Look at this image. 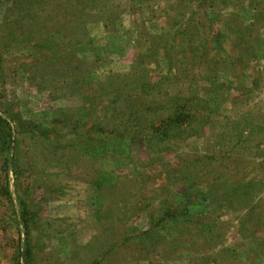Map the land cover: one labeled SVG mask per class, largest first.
<instances>
[{"label":"rangeland","instance_id":"rangeland-1","mask_svg":"<svg viewBox=\"0 0 264 264\" xmlns=\"http://www.w3.org/2000/svg\"><path fill=\"white\" fill-rule=\"evenodd\" d=\"M132 97L185 127L155 148L102 133ZM0 116V264L19 196L35 264H264V0H0ZM166 200L181 232L156 228Z\"/></svg>","mask_w":264,"mask_h":264},{"label":"trees","instance_id":"trees-1","mask_svg":"<svg viewBox=\"0 0 264 264\" xmlns=\"http://www.w3.org/2000/svg\"><path fill=\"white\" fill-rule=\"evenodd\" d=\"M216 43L220 46V43L218 42ZM119 92L122 91H118L115 93L116 99H119L121 96L124 95V94H118ZM133 98L134 97H132V99ZM126 99L128 98H123V100ZM131 102L132 104L128 106L127 108L128 111L125 113V116L123 117V120L119 125V128H116V126L105 124V126L102 127L100 131H102V133L107 132L109 134H113L119 140L128 139L130 141H138L140 139H143L145 144L155 148L157 147L156 145H160L161 143H164L166 140L179 134L182 128L185 127L184 117L188 118L189 116V114H186V112H184L185 111L184 107H182V109H179L178 107L175 106L174 115L161 118L160 120L153 118L148 120L144 116V112L146 109H148V106L142 105V103H139V100L137 99H133L131 100ZM108 113H109V109L104 110L105 116ZM99 124L100 126L102 125L101 122ZM131 125L135 126V128L132 131L131 128L127 127ZM13 132L14 130L11 127L9 121L6 118H2V116H0V154H1V159L3 155L4 163L7 166H9L11 159L10 150L13 143ZM42 134L44 136H47L45 132H42ZM14 142H16V140H14ZM15 156L16 157H14L13 174L16 185H18L17 180L19 179L21 173L19 172L17 162H15V160L17 159V152ZM5 177H7V175ZM250 183L251 182H248L247 184L245 183L243 187L246 188V186ZM239 188L240 186L238 184L237 190H239ZM2 193L5 195L7 199H9V201H11L9 183H7V185H5L3 188H2V183H0L1 198H2ZM211 196L213 197L212 194ZM18 202H19L18 210L17 211L15 210V214H17L15 225L19 233L20 234L24 233L25 237L23 239V243H22L23 245L18 249V251L14 255V260L16 264H35V258L33 253L34 247L32 244L31 231L37 223L38 205L33 204V200L30 201L21 196H19ZM164 203H166V205L163 207L161 216L159 217V223L156 224V228L160 226L158 229L159 232L166 229L168 225V229L170 230V232L178 233L183 230L185 223H191L193 221V217L190 214L188 206L180 207L174 205L170 200H166ZM18 215H19V220H18ZM196 222H197L196 224L199 227H204V223L202 221H196ZM20 226H22V228ZM213 226L214 224H212V226L209 225L208 227L212 228ZM159 235L155 237L152 236V229H149L142 233L133 235L131 239L139 238L141 240H146L147 242H149L150 239L155 240L156 238L160 237ZM92 264H100V262L95 261Z\"/></svg>","mask_w":264,"mask_h":264}]
</instances>
